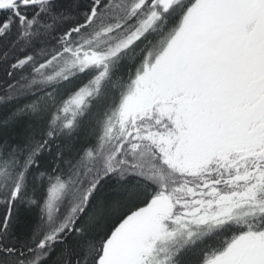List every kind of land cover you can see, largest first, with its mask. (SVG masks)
I'll return each mask as SVG.
<instances>
[{
	"label": "snow or ice",
	"instance_id": "1",
	"mask_svg": "<svg viewBox=\"0 0 264 264\" xmlns=\"http://www.w3.org/2000/svg\"><path fill=\"white\" fill-rule=\"evenodd\" d=\"M0 264H264V0H0Z\"/></svg>",
	"mask_w": 264,
	"mask_h": 264
}]
</instances>
